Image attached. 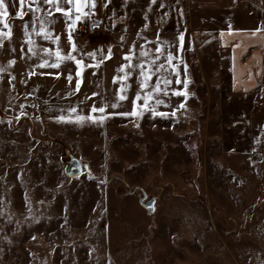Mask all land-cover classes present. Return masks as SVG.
<instances>
[{"label":"rangeland","instance_id":"obj_1","mask_svg":"<svg viewBox=\"0 0 264 264\" xmlns=\"http://www.w3.org/2000/svg\"><path fill=\"white\" fill-rule=\"evenodd\" d=\"M5 3L13 35L0 44V67L7 69L0 73V264H264V51L262 65H229L230 51L220 47L217 33L264 30V0H218L208 10L190 0H167L168 11H183L181 23L177 18L181 31L168 19L162 49L176 55V37L184 32L179 71L188 80L185 107L172 116L184 97L169 92L161 94L167 106H157L170 114L166 118L146 111L111 116L103 124L50 117L67 115L69 107L87 115L93 103L105 102L108 113L131 112L139 91L136 75L128 81L126 100L118 99L120 83L113 82L129 49L123 14L120 20L94 17L98 30L89 35L80 29L92 28L91 20L78 25V48L101 59L111 45L113 57L98 69L85 68L80 91L68 95L76 87L75 64L36 69L60 72L59 77L29 79L46 56L27 52L24 25L30 32L32 20L27 5L21 20L15 15L18 0ZM99 9L125 11L127 3L99 0ZM56 17L50 28L66 53L65 22ZM32 39L39 47H56L39 36ZM135 40L139 58L145 41L137 35ZM155 47L145 44L150 55ZM9 60L15 64L9 66ZM170 79L171 89H184L174 75ZM112 103L118 107L112 109ZM21 111L26 114L16 120ZM72 157L81 167L76 177L65 171Z\"/></svg>","mask_w":264,"mask_h":264},{"label":"snow or ice","instance_id":"obj_2","mask_svg":"<svg viewBox=\"0 0 264 264\" xmlns=\"http://www.w3.org/2000/svg\"><path fill=\"white\" fill-rule=\"evenodd\" d=\"M157 0H151L149 4V10H151L152 5L156 4ZM177 4L179 0H176ZM19 10L15 13L16 17L23 20L25 16V6L27 5V10L32 14L31 20V31L28 30V24L24 25V35L26 40L24 43L27 44V52L31 53L33 56H39L43 53L44 56H41L40 63L33 66V69L29 72V79L34 75H55L59 77L61 75L60 72H37L36 69H44V68H52L59 69L61 65L66 62H73L76 67V80H75V89L68 93V95H72L76 92L80 91L81 83H82V74L85 68H93L98 69L104 60H111L113 57L112 46L110 45L108 48V53L101 59H97V53L93 52H85L82 48H78L75 43L74 33L78 30V25L83 24L87 20H91L92 27L96 28L99 26V23L95 17V0H18ZM107 7V3L105 4ZM170 5H166L161 2L159 4L160 9L170 8ZM87 9V10H86ZM39 13H43V15H38ZM59 13L65 22V29L68 34V44L70 45L69 50L65 53L61 49L59 45L60 35L53 34L50 26L54 24L57 19L56 14ZM168 11L164 12V16H167ZM179 15L183 16L182 9L179 10ZM9 16V6L5 3V0H0V25H3V29H7V31H3L0 29V44L5 40H10L13 32L11 26L7 22V18ZM145 20H147V13H145ZM162 19V18H161ZM38 22V28H37ZM113 27H115V23H113ZM148 25L145 24L144 28H147ZM256 31H260L257 29ZM36 35L41 37L45 41H51L56 47H39L36 42L32 39V36ZM255 35V32H253ZM137 36L144 39L145 44L155 43L156 47L154 49V54L150 53L153 51L152 49L145 48V44L140 45L139 50V58L135 55V42L128 49L127 52L124 53L122 59L125 63L121 64L117 69L118 73H122L121 75L114 76L113 82H119L120 88L117 91V96L119 100H126L127 90L130 87L128 81L134 75H136L138 80L139 91H137L135 97L132 99V110L131 112H111L108 113L106 110L109 105L105 102L102 106L97 107L95 103H93L91 109H89L87 115L78 114L77 108L69 107L67 109V115L61 114L58 116L50 117L51 119L57 122L64 123H99L103 124V122L110 118L111 116H143L144 112L148 111L151 113L153 117L159 116L162 118L168 117L170 114L166 112H161L157 110V106L165 105L166 101L161 98V94L163 96H168L169 92H171L172 96L176 97H184V100L181 101L177 109H173L171 115L174 116L178 109H182L185 107V101L187 99L188 93L186 91L188 86V80L181 79L179 65L182 63V57L180 53L185 50V34L184 32H180L176 37V41L178 42V47L175 48L176 55L173 54L172 50H163L162 44L159 34L155 41H149L147 38L142 37L141 32H137ZM120 46L123 47V41L125 37L122 35ZM24 45H21V58H24L27 53L23 51ZM173 45L171 43L168 44V48L172 49ZM78 54V55H77ZM84 57H89L93 61L94 64L85 63ZM163 57V59H161ZM31 58V57H29ZM175 61V63H174ZM15 60H9L8 65H14ZM7 69L4 67H0V73H4ZM95 75V71L93 72ZM184 74L187 76V64H184ZM175 76V84L184 85V89H171L169 86L172 83L170 76ZM155 76V83L150 85V81H152ZM10 83L15 80V77L9 76ZM67 80L69 84H71L73 80L72 73L69 71L67 75ZM22 83H26V81H21ZM14 87V84H13ZM147 89V91H145ZM31 95V93H29ZM99 93L93 92L92 96H98ZM91 97H85V99H90ZM143 100L142 104H138L137 102ZM150 101H154V103H150ZM25 107L24 104L20 105V108L23 109ZM112 109H116L118 107V103H112L110 105ZM23 111H21L20 115L16 116L15 119L19 120L21 116L25 115ZM98 114V115H97ZM154 211V209H152ZM34 239V237H33Z\"/></svg>","mask_w":264,"mask_h":264},{"label":"crops","instance_id":"obj_3","mask_svg":"<svg viewBox=\"0 0 264 264\" xmlns=\"http://www.w3.org/2000/svg\"><path fill=\"white\" fill-rule=\"evenodd\" d=\"M176 1V0H175ZM195 8L200 9H212L216 8V1L218 0H190ZM228 1V0H223ZM230 1V0H229ZM256 2L258 0H250ZM167 3V0H157L156 4L152 5L149 10V4L151 0H126L127 9L125 11H113L106 9H99V0H95V17L104 16L108 19L120 20V18H126V27L128 34V48L133 45V42L137 43L135 37L137 32L141 34H152L156 37L159 34L161 41H165L168 27V19L176 24L175 30H182V25L177 28V18L180 19L178 22L181 23V16L179 10L168 11L160 9L159 4ZM181 3L182 0H179ZM143 6V8H142ZM19 10V8H17ZM181 10V9H180ZM168 11V15L164 16V12ZM145 13H147V20H145ZM123 14L122 17H120ZM162 18V19H161ZM147 24L148 27L144 28ZM113 28V26H112ZM108 32L109 30L106 29ZM178 30V31H179ZM65 31V29H64ZM255 32V35H253ZM218 42L221 48H225L230 51V63L229 65L236 67L245 66H259V62L262 65V53L264 51V30L256 31L255 29H223L218 32ZM165 37V38H163Z\"/></svg>","mask_w":264,"mask_h":264},{"label":"water","instance_id":"obj_4","mask_svg":"<svg viewBox=\"0 0 264 264\" xmlns=\"http://www.w3.org/2000/svg\"><path fill=\"white\" fill-rule=\"evenodd\" d=\"M65 171L68 176L76 177L81 171V167H80V163L78 159H76L75 157H72L69 164L66 166Z\"/></svg>","mask_w":264,"mask_h":264},{"label":"built area","instance_id":"obj_5","mask_svg":"<svg viewBox=\"0 0 264 264\" xmlns=\"http://www.w3.org/2000/svg\"><path fill=\"white\" fill-rule=\"evenodd\" d=\"M98 30V27H96V28H89V27H86V28H81L80 29V32L82 33V34H84V35H89V34H91V33H94V32H96Z\"/></svg>","mask_w":264,"mask_h":264}]
</instances>
